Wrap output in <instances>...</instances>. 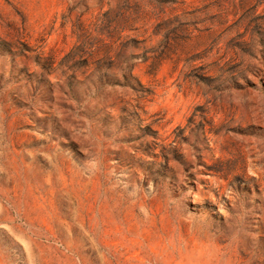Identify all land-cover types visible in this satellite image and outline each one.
Wrapping results in <instances>:
<instances>
[{"label":"rangeland","instance_id":"1","mask_svg":"<svg viewBox=\"0 0 264 264\" xmlns=\"http://www.w3.org/2000/svg\"><path fill=\"white\" fill-rule=\"evenodd\" d=\"M0 264H264V0H0Z\"/></svg>","mask_w":264,"mask_h":264}]
</instances>
